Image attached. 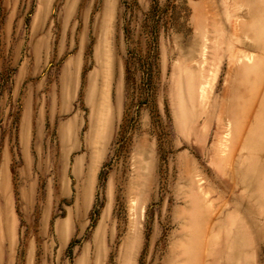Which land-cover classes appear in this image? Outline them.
Segmentation results:
<instances>
[{
    "label": "rangeland",
    "instance_id": "1",
    "mask_svg": "<svg viewBox=\"0 0 264 264\" xmlns=\"http://www.w3.org/2000/svg\"><path fill=\"white\" fill-rule=\"evenodd\" d=\"M0 264H264V0H0Z\"/></svg>",
    "mask_w": 264,
    "mask_h": 264
}]
</instances>
